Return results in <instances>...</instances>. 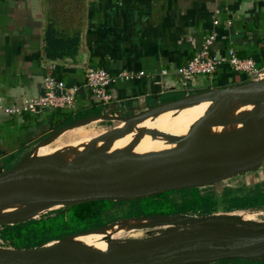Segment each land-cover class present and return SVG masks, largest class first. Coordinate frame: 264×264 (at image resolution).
<instances>
[{"label":"crops","instance_id":"1","mask_svg":"<svg viewBox=\"0 0 264 264\" xmlns=\"http://www.w3.org/2000/svg\"><path fill=\"white\" fill-rule=\"evenodd\" d=\"M212 32L218 35L212 53L222 55L232 48L239 59H250L257 69L264 68V0H0V174L34 157L46 140L58 132L63 136L55 140L49 151L68 147L83 152V148L91 149L98 141H109L106 138L115 129L124 125L133 128L136 121H130L159 107L173 105L178 98L190 100L189 97L199 95L196 100L207 101L198 97L261 88L264 79L256 87L253 82L256 80L234 72L227 65L220 66L212 77H198L192 93L180 86L174 74L165 78L152 76L163 69L184 65ZM92 67L106 69L112 75L144 72L146 76L117 79L109 88L110 100L106 104H99L82 91L74 109L17 115L5 112L8 107L18 108L23 101L42 96L47 76L78 86L84 80L85 70ZM194 101L192 109H196ZM205 108L201 106L200 110ZM185 111L184 108L177 114ZM115 120L119 123L110 132L89 140H73L88 123ZM61 123L72 124L54 130ZM234 178L226 181L233 185ZM241 180L243 196L249 197L251 190L264 189V163L242 173ZM213 186L163 192L130 201H94L93 207L100 213L91 223L93 229L44 245L36 254L49 263L68 262L74 256L96 262L92 249L105 254L111 252L109 246L118 244L124 252L109 263L121 260L124 254L136 252L135 256H143L151 245L172 242L173 237L180 235V227L194 223L197 215L201 217V208H193L192 192L198 198L209 197L212 209L217 208L218 196ZM233 187L226 191L233 193ZM135 190L139 189L131 191ZM247 200L244 209L250 206V199ZM142 201L146 203L142 205ZM83 204L65 206L61 211ZM139 207L149 209L142 212ZM101 243L107 244L96 245ZM50 245L57 247L59 254H45L43 250ZM249 252L253 257H243ZM258 252L261 251L257 247L248 246L232 256L245 260L219 259L199 264H264V251L261 255Z\"/></svg>","mask_w":264,"mask_h":264},{"label":"rangeland","instance_id":"2","mask_svg":"<svg viewBox=\"0 0 264 264\" xmlns=\"http://www.w3.org/2000/svg\"><path fill=\"white\" fill-rule=\"evenodd\" d=\"M207 78V77H206ZM264 79V78H263ZM263 79H258L254 84L257 87L259 82H262ZM260 80V81H259ZM251 82V83H253ZM261 85V84H260ZM261 86L262 92L261 94L256 95L251 98L250 101H244V103L231 104V105H215L214 112L209 110V106L207 108L200 110V108L192 109L193 105L191 101H193L192 97H189L190 100L185 107V112H181L176 115H172L165 121L158 122L156 125L151 126V130L153 137H158L159 135H164L165 132H168L170 136L171 143L174 147H177L180 142L184 144H188L186 146L191 147L192 150H197L198 152L207 151L206 143L213 141H224L226 138L228 139L226 142V149L223 152L217 153L215 156L204 155L207 159L203 161H209L213 164L214 161H219L223 155H230L222 160V162H218L217 164H222L233 156H235L241 147L244 145L245 141L248 139L250 134H253V143L252 146L256 153L260 152L264 149V136H261L260 133L264 131V84ZM250 88L247 89L249 91ZM239 91L233 92H220L216 94H208L203 95L198 98H206L207 102L216 98H222L227 96H234ZM194 92L192 89L189 90L188 93ZM199 96V95H196ZM194 96V97H196ZM193 97V98H194ZM196 99V98H195ZM184 109V108H182ZM46 112L43 113L45 115ZM243 119V120H242ZM88 121V120H86ZM134 120L130 121L133 122ZM119 121H107L100 122L96 125L93 123H88L85 125L78 135L73 137L74 141L77 140H89L92 137L98 136L105 132L112 131L115 125H117ZM124 124V123H123ZM119 126V125H118ZM121 126V125H120ZM69 127V126H68ZM67 128V127H64ZM62 128V129H64ZM113 128V129H112ZM153 128V129H152ZM68 132V131H65ZM250 132V134H249ZM139 135H143L146 133V130H139ZM149 134V133H148ZM248 134V135H247ZM232 135V136H231ZM237 135V136H236ZM247 135V136H246ZM258 135V137H257ZM261 137V138H260ZM160 138V137H159ZM258 138V139H257ZM131 137H125L124 140H130ZM259 144V145H258ZM210 145V144H207ZM36 147V146H35ZM34 147V148H35ZM33 148V149H34ZM173 147L169 146V149ZM32 149V150H33ZM232 149L234 150L232 152ZM31 150V151H32ZM59 149H51V151H46V154L56 155L60 153L62 150ZM88 149L83 148V152ZM30 151V152H31ZM117 151V150H116ZM29 152V153H30ZM28 153V154H29ZM73 153H79L77 151H73ZM122 153H126L124 150ZM172 153V152H171ZM27 154V155H28ZM40 155V152L37 150L34 156ZM162 155L159 152L156 155L157 160ZM26 157V156H25ZM82 158V159H81ZM76 159L72 166L82 167L84 170H94L97 171L102 177L107 178L112 176L113 174H126L129 171L134 169L130 168L131 163L129 160L122 162V169L119 171H109L104 170L105 168L98 167L94 157L85 156ZM94 158V159H93ZM80 160V161H78ZM159 161V160H158ZM155 162V161H153ZM185 162V161H180ZM147 162L142 165H146ZM134 164V163H133ZM142 165H139L142 166ZM241 174L233 176L234 178L232 182H212L215 186L214 193L218 196V205L217 208L212 209L211 213L202 214L201 217L197 215L195 222H202L203 227H197V230H187L185 228H179L180 235L173 237L172 242L161 241V243H156L154 246L151 245V249H166L172 250L177 249L179 247H184L183 253L176 259H168V258H159L155 262L153 261V253L149 251L148 254L140 256L136 259H131L129 261H122L128 264H198L204 261H213L218 259L217 257L212 259H206L203 257L205 253H215L217 251H221L224 249L232 248L229 250L228 256H235V251L247 248L248 246L257 247L259 251H264V243L262 242H244L243 237H246L251 234H257L264 237V203L262 205L254 206L255 198L264 200V194L262 191L264 189H254L250 191V196H243V189L240 185H242ZM189 178L188 174H184L175 170H167L161 169L151 174L144 179L139 180L138 184L140 185H148L153 184L155 186L167 184V183H175L184 181ZM237 179L238 183L235 182ZM207 181H202L199 183H205ZM88 183L85 182L84 185ZM232 190L226 191L227 189ZM201 186V187H205ZM204 189V188H202ZM204 192L205 190H202ZM130 188H125L123 194L128 192L137 193L139 190L131 191ZM35 193H28L27 191H23L18 189H10L6 192L5 198H11L19 195H32ZM245 195V193H244ZM247 198L250 199V206L246 209L243 208L244 204H247ZM51 197H29L23 200V203H5L0 204V226L4 225V223L12 224L14 221H22L27 219H35L47 217L55 213L56 211H60L64 207H48L45 204V201L51 200ZM142 205L145 204V201L141 202ZM144 207H139L138 210L146 211ZM249 209V210H247ZM96 219H93L95 221ZM194 222V223H195ZM79 225V224H76ZM188 225V224H187ZM163 234V232H162ZM174 235L176 233H173ZM107 243L96 244L98 246L104 245ZM156 247V248H154ZM57 247L50 245L47 249L43 250L45 254H59V251L56 249ZM107 249V248H106ZM105 249V250H106ZM235 249V250H233ZM14 249L7 244L3 243L0 240V252H16ZM32 249L22 250L29 251ZM109 251L105 254H102L98 251V249H92V252L96 253L97 262L95 261H77V262H64V263H49L46 262L42 256L38 253H33L34 255V264H120V260L113 261L109 263L111 260L117 259L124 252L123 248H121L118 244L112 247L109 246ZM246 252V251H245ZM261 252H258L261 255ZM242 254V253H241ZM245 257V256H243ZM262 257V256H261ZM260 257V258H261ZM220 259V258H219ZM123 260V259H122ZM11 264V263H9Z\"/></svg>","mask_w":264,"mask_h":264},{"label":"water","instance_id":"3","mask_svg":"<svg viewBox=\"0 0 264 264\" xmlns=\"http://www.w3.org/2000/svg\"><path fill=\"white\" fill-rule=\"evenodd\" d=\"M179 100L173 102H177ZM252 142L253 134H250L239 152L228 161L219 165L211 164L209 161H195L187 156L177 155L166 157L130 173L113 175L105 184L76 185L56 180L41 173L21 174L17 171L18 164L10 171L0 174V204L23 203V200L29 197L48 196L52 197L53 199L45 201L44 205H47L48 207H65L94 201H130L147 195L210 185L212 182L224 181L233 176L239 175L241 173L251 172L254 169L261 167V165L264 163V149L256 153L252 146ZM181 160L185 161V163H181ZM161 169L186 172L189 174V178L184 181L167 183L158 186L153 184L142 186L138 184L139 180L144 179L145 177L154 174ZM204 178L208 179V181L205 183H199V180ZM129 186L138 187L140 188V191L137 193L128 192L123 194L124 189ZM16 187H31L36 189L37 193L28 196L19 195L11 198H5L6 192ZM27 220H30V218ZM199 226L204 228L203 223L200 221L182 226L180 228H185L190 231L194 229L197 230V227ZM242 241L250 243L264 242V237L257 234H251L243 237ZM42 246L29 251H16L20 252L25 257H29L32 256L33 253H37ZM229 250H232V248L217 251L213 254L205 253L203 257H206V259L217 257L218 259L216 260H219V258L245 260L243 258L228 256L227 252ZM149 251L153 253L152 257L153 261L155 262L159 258H178L183 253L184 247H179L172 250L156 248ZM149 251L144 252L143 255L148 254ZM135 255L136 252L134 254H124L122 258L123 260H120V264H126L122 262L125 260H128L130 263L131 259H136L137 257L139 258V256ZM12 261H14L13 257H0V264H6Z\"/></svg>","mask_w":264,"mask_h":264},{"label":"bare ground","instance_id":"4","mask_svg":"<svg viewBox=\"0 0 264 264\" xmlns=\"http://www.w3.org/2000/svg\"><path fill=\"white\" fill-rule=\"evenodd\" d=\"M261 92H262V88H257L243 93H237L234 96L216 98L208 102L205 100L198 101L195 99L196 97L192 99L193 101L195 99L194 103L196 108H200L201 106H209V110L214 112V107L217 104L227 105V106L231 104H238L241 103L245 98L248 97L253 98L256 95L261 94ZM188 102L189 101H186L184 99L176 102L173 105H166L163 107H159L156 110L142 114L140 117L134 119L136 123L132 125L134 126L133 128L130 127L129 125H124L118 129H115L113 132L110 133V136H107L106 139H109V141L107 140L98 141L95 147L88 149L84 152L73 153V150L67 147V148H63L62 151L56 155L46 154L45 152L48 151L53 146L55 140L63 136L62 132H58L54 136L52 135L46 140L42 148L39 150L40 155L27 158L26 160L21 162L17 166V171L21 174L41 173L48 175L56 180L64 181L76 185H84L85 182L88 184H105L108 181V179L102 177L97 171L84 170L80 166L73 168L72 166L73 162L78 158L90 156L95 158V161L92 162L96 163L98 167L106 168L109 171L115 172L116 170L122 169L123 161L129 160L130 162L134 163V164L131 163L130 165V168L134 169L128 172L130 173L136 171L137 169L143 168L147 165L154 163L153 161L156 162L166 157L184 155L195 161H203L207 159L206 157H204L205 154L210 156H215L217 153L223 152L224 149L228 147V146L226 147V145H228L227 138L221 142H219L218 140L213 142L207 141V143L205 144L207 147V151L198 152L197 150H192L191 147L186 146L188 144H184L181 142L179 144H176L179 146L174 147L171 143L170 140L171 138L167 133H164V135H159L156 138L153 137L154 133L150 134L152 133L151 126L156 125L158 122L167 120L172 115H176L179 111L182 110V108H185ZM139 125L144 127L142 129H134ZM74 128L75 127H72L70 129H74ZM139 130H146V133L143 135H139L138 133ZM125 134L128 135L126 137H131V139L120 140V138L124 137ZM260 135L264 136V131L260 133ZM111 141H119L120 144L115 145L112 144ZM105 145H109V146L107 147ZM169 146L173 148L169 149ZM123 150L126 153H122ZM233 151L234 150L232 149V152ZM159 152H161L162 155L157 160L156 155ZM229 155L230 152L228 154L223 155V157L219 161H217L218 159L214 161L213 164L219 165L217 163L220 161L222 162L224 157L226 158ZM149 161L152 163L142 165ZM181 163H185V162H181ZM139 165L142 166L139 167ZM181 173L188 174L186 172H181ZM202 181H208V179L204 178L199 180V182ZM128 188L140 189L135 186H129ZM12 189H16V188H12ZM18 189L27 191L28 193L30 192L37 193V190L31 187H18ZM3 256L13 257L14 261H18L21 263L34 264L33 263L34 255L25 257L19 252H11V253L0 252V257ZM243 256L253 257L252 252H249L248 254H244ZM83 259H87V258H83V256H74L72 260L68 262H77L79 260L88 261Z\"/></svg>","mask_w":264,"mask_h":264},{"label":"built area","instance_id":"5","mask_svg":"<svg viewBox=\"0 0 264 264\" xmlns=\"http://www.w3.org/2000/svg\"><path fill=\"white\" fill-rule=\"evenodd\" d=\"M213 24L216 26L217 21ZM217 33L212 32L203 40L201 49L182 66L173 70L163 69L158 75L165 78L174 74L184 90H191L198 77H212L222 65H227L234 72L244 73L252 80H258L264 76V68L257 69L250 59H239L234 49L229 48L224 54L212 53L211 47L217 39ZM146 76L144 72L136 75L126 73L112 75L106 69L92 67L87 68L81 85L69 86L64 81L47 76L43 81V95L33 100L23 101L20 107H8L5 112L9 115H17L22 112L40 113L42 111H58L74 109L80 92H87L99 104H106L110 100L108 94L111 85L117 79L140 78Z\"/></svg>","mask_w":264,"mask_h":264},{"label":"trees","instance_id":"6","mask_svg":"<svg viewBox=\"0 0 264 264\" xmlns=\"http://www.w3.org/2000/svg\"><path fill=\"white\" fill-rule=\"evenodd\" d=\"M176 100H179V98ZM71 124L61 123L54 130ZM191 201L195 205L194 209L201 208L202 214L212 212L213 206L209 197L198 198L194 191L191 193ZM262 203H264L263 200L260 201L255 198V207L262 205ZM95 204L96 202H88L67 210L56 211L47 217L1 225L0 240L14 249L27 250L91 230L93 229L90 227L93 219H95L94 217H97V214L100 213L98 209L93 207Z\"/></svg>","mask_w":264,"mask_h":264}]
</instances>
